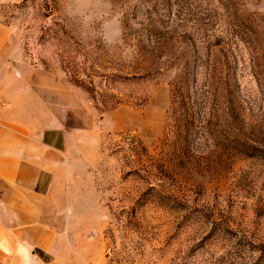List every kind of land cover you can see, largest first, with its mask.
Listing matches in <instances>:
<instances>
[{
	"label": "rangeland",
	"instance_id": "1",
	"mask_svg": "<svg viewBox=\"0 0 264 264\" xmlns=\"http://www.w3.org/2000/svg\"><path fill=\"white\" fill-rule=\"evenodd\" d=\"M0 20L90 164L59 264H264V0H0Z\"/></svg>",
	"mask_w": 264,
	"mask_h": 264
},
{
	"label": "crops",
	"instance_id": "2",
	"mask_svg": "<svg viewBox=\"0 0 264 264\" xmlns=\"http://www.w3.org/2000/svg\"><path fill=\"white\" fill-rule=\"evenodd\" d=\"M16 39L0 20V264H59L57 248L75 245L70 232L96 197L90 164L44 109Z\"/></svg>",
	"mask_w": 264,
	"mask_h": 264
},
{
	"label": "trees",
	"instance_id": "3",
	"mask_svg": "<svg viewBox=\"0 0 264 264\" xmlns=\"http://www.w3.org/2000/svg\"><path fill=\"white\" fill-rule=\"evenodd\" d=\"M175 90L172 89V102H171V105L172 104H175ZM172 113H170V115H168V121L166 122V125H165V141L167 143V140L169 141V139L173 138L172 139V142H171V148L172 150H178L181 145H182V141L187 139L189 140V137L190 135H187L185 134V136H183V133H182V127H181V123L183 121H185L184 118L181 117V115H176V117L172 118L171 117ZM173 119L174 123L171 122V120ZM167 145V144H166ZM168 145V146H170Z\"/></svg>",
	"mask_w": 264,
	"mask_h": 264
}]
</instances>
